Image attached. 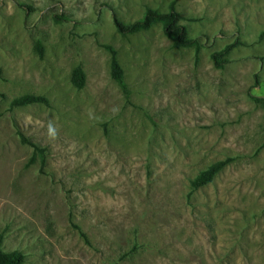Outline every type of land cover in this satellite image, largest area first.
Here are the masks:
<instances>
[{"label":"rangeland","instance_id":"rangeland-1","mask_svg":"<svg viewBox=\"0 0 264 264\" xmlns=\"http://www.w3.org/2000/svg\"><path fill=\"white\" fill-rule=\"evenodd\" d=\"M174 1L0 0L4 251L25 264H264V103L252 96H264V0H176L199 52L160 22L125 36L115 26ZM28 94L50 105L12 106ZM23 138L47 150L45 165Z\"/></svg>","mask_w":264,"mask_h":264},{"label":"trees","instance_id":"trees-1","mask_svg":"<svg viewBox=\"0 0 264 264\" xmlns=\"http://www.w3.org/2000/svg\"><path fill=\"white\" fill-rule=\"evenodd\" d=\"M31 10L30 6H26ZM55 20L57 22H65L69 19L63 15H55ZM182 16L176 8V0L172 3L170 11L163 13L155 9H148L144 17L140 20L134 21L132 23L126 24L119 19L115 18V26L117 27L121 35H128L143 30H148L152 28L156 23H162L165 34L173 39L174 45L178 48L183 47H196L197 52L201 49V44L196 39L190 38L188 34V29L181 23ZM240 40H236L234 43L227 45L222 51L215 52L212 55L215 66L218 68H225V65L230 62L229 56L231 52L239 46ZM107 50L110 51L112 55V77L116 80L124 91L127 101L131 103V92L125 82V71L122 67L118 52L113 46H105ZM38 50L40 56L44 55V48L41 42L38 43ZM72 81L74 85L82 89L86 84V74L84 69L79 66L74 70ZM257 102L264 103V96L252 95ZM13 107H25L33 104H43L46 106L50 105V100L42 95L28 94L21 96L12 101ZM24 143L31 145L34 148V155L31 162H35L38 157H40L42 165L46 164L47 161V150L44 147L32 143L31 141L23 138ZM232 161V159H227L224 161H219L211 165L207 170L201 172L199 176L195 178L192 182V186L195 190L206 186L213 182L215 177ZM76 229L80 230V234L85 238L86 242L90 244L87 235L81 230L78 225H75ZM4 235L0 233V264H25L26 255L18 250L12 252H6L3 250Z\"/></svg>","mask_w":264,"mask_h":264},{"label":"clouds","instance_id":"clouds-1","mask_svg":"<svg viewBox=\"0 0 264 264\" xmlns=\"http://www.w3.org/2000/svg\"><path fill=\"white\" fill-rule=\"evenodd\" d=\"M50 133L54 134V130L50 128Z\"/></svg>","mask_w":264,"mask_h":264}]
</instances>
